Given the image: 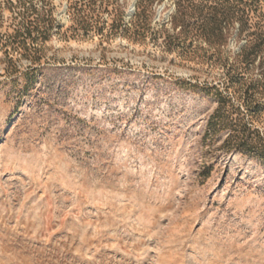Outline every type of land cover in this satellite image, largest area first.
I'll return each instance as SVG.
<instances>
[{
    "label": "rangeland",
    "instance_id": "1",
    "mask_svg": "<svg viewBox=\"0 0 264 264\" xmlns=\"http://www.w3.org/2000/svg\"><path fill=\"white\" fill-rule=\"evenodd\" d=\"M0 264H264V0H0Z\"/></svg>",
    "mask_w": 264,
    "mask_h": 264
},
{
    "label": "trees",
    "instance_id": "2",
    "mask_svg": "<svg viewBox=\"0 0 264 264\" xmlns=\"http://www.w3.org/2000/svg\"><path fill=\"white\" fill-rule=\"evenodd\" d=\"M236 115V117H234ZM213 119L217 122H220L224 127H233V122L238 126V121L245 120L244 112L237 106L235 103H232L231 100L220 101L219 108L216 110V113L213 116ZM246 127V124H245ZM236 130L231 129V133L228 135L227 142L231 143L235 139ZM244 147V143L242 144Z\"/></svg>",
    "mask_w": 264,
    "mask_h": 264
}]
</instances>
